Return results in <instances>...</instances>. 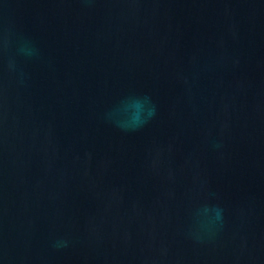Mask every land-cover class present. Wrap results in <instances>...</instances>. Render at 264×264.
I'll use <instances>...</instances> for the list:
<instances>
[{"label": "water", "instance_id": "water-1", "mask_svg": "<svg viewBox=\"0 0 264 264\" xmlns=\"http://www.w3.org/2000/svg\"><path fill=\"white\" fill-rule=\"evenodd\" d=\"M0 264H264V0H0Z\"/></svg>", "mask_w": 264, "mask_h": 264}, {"label": "clouds", "instance_id": "clouds-1", "mask_svg": "<svg viewBox=\"0 0 264 264\" xmlns=\"http://www.w3.org/2000/svg\"><path fill=\"white\" fill-rule=\"evenodd\" d=\"M154 111H155L154 108H152V109L149 111V117H151V116L154 114ZM214 146H215L216 148H220V147H221V145L218 144V143L215 144ZM217 216H218V218H219V216H220L219 211L217 212ZM63 246H67L66 243H65Z\"/></svg>", "mask_w": 264, "mask_h": 264}]
</instances>
